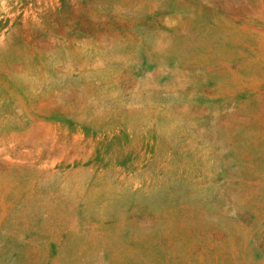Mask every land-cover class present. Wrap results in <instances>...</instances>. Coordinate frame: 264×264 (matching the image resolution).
Instances as JSON below:
<instances>
[{"label":"rangeland","instance_id":"obj_1","mask_svg":"<svg viewBox=\"0 0 264 264\" xmlns=\"http://www.w3.org/2000/svg\"><path fill=\"white\" fill-rule=\"evenodd\" d=\"M0 264H264V0H0Z\"/></svg>","mask_w":264,"mask_h":264},{"label":"bare ground","instance_id":"obj_2","mask_svg":"<svg viewBox=\"0 0 264 264\" xmlns=\"http://www.w3.org/2000/svg\"><path fill=\"white\" fill-rule=\"evenodd\" d=\"M96 105H97V103H96ZM192 147V146H191ZM194 147H196V146H194ZM195 149V148H194ZM198 149V148H197ZM189 151V150H188ZM200 153V152H199Z\"/></svg>","mask_w":264,"mask_h":264}]
</instances>
